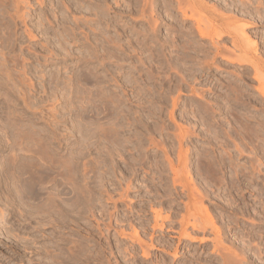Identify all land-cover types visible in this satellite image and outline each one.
<instances>
[{"label": "rangeland", "instance_id": "obj_1", "mask_svg": "<svg viewBox=\"0 0 264 264\" xmlns=\"http://www.w3.org/2000/svg\"><path fill=\"white\" fill-rule=\"evenodd\" d=\"M259 88L264 0H0V264H264Z\"/></svg>", "mask_w": 264, "mask_h": 264}, {"label": "bare ground", "instance_id": "obj_2", "mask_svg": "<svg viewBox=\"0 0 264 264\" xmlns=\"http://www.w3.org/2000/svg\"><path fill=\"white\" fill-rule=\"evenodd\" d=\"M204 34H205V33H204ZM204 34L202 33L203 36H204ZM205 35H207V34H205ZM258 90H259V92L261 93V95L264 97V89H263V88H262V89L259 88ZM57 145H58V144H57ZM57 145H56V146H57ZM57 148H59V147H57ZM74 167H75V166H74ZM72 168H73V167H72ZM36 189H37V188H36ZM36 189H35V190H36ZM38 190H39V189H38ZM35 192H37V190H36ZM37 193H39V192H37ZM37 193H36V194H37ZM34 194H35V193H34ZM37 195H39V194H37ZM39 196H40V195H39ZM53 198H54L55 200H58V199H56L55 197H53ZM54 199H53V200H54ZM53 200H52V201H53ZM73 200H76V199H73ZM73 200H72V202H73ZM54 203H55V202H53L52 205H53ZM56 203H57V202H56ZM56 203H55V204H56ZM75 204H76V202H75ZM75 204H74V202L72 203V208H70V212H69V213H70L69 215H70L72 218H73V217H76V216H74L75 213H76V212H75L76 209H75V206H74ZM47 206H49V205L47 204ZM56 206H57V204H56ZM45 208H47V207H45ZM51 208H52V207H51ZM59 208H60V207H59ZM67 208H68V207H67ZM52 209H53V211L56 210V209H55V205H53V208H52ZM47 210H48V209H47ZM49 210H50V209H49ZM59 210H60V209H59ZM44 211H45V210H44ZM53 211H52V212H53ZM76 211H77V210H76ZM46 212H47V211H46ZM50 212H51V211H50ZM50 212H48V213H50ZM44 213H45V212H44ZM59 213H60V212H59ZM45 214H46V213H45ZM50 214H52V213H50ZM56 214H57V213H56ZM47 215H49V214H47ZM44 216H45V215H44ZM44 216H43V217H44ZM55 216H56V215H55ZM49 217H51V216H49ZM56 217H57V216H56ZM208 219H209V222L212 224V218L210 217V215H209V218H208ZM54 222H55V221H54ZM207 224H209V223H207ZM217 232H218V231H217ZM187 237H189V236H187ZM73 247H74V246H73ZM118 247H119V246H118ZM68 248H70V247H68ZM68 248H67V249H68ZM74 249H75V248H74ZM68 250H69V249H68ZM62 252H63V251H62ZM62 252H60L61 255H63ZM64 252H65V251H64ZM74 252H75V251L73 250V248H70V252H67V253H69V254H67V255H69V257H67V258H69V260H68V261H69V264H73L74 262H76V261H75V253H74ZM146 254H147V253H144L143 255L145 256ZM67 255H66V256H67ZM64 256H65V254H64ZM66 256H65V257H66ZM77 256H78V255H77ZM61 257H63V256H61ZM58 258H60V257H58ZM76 258H77V257H76ZM231 258H232V259H231ZM231 258H230V259H231L232 261L235 260V259H234V256L231 257ZM233 259H234V260H233ZM65 260H66V259H65ZM62 261H64V260L62 259ZM65 262H67V261H65ZM60 263H61V261H60ZM60 263H59V264H60ZM62 263H63V262H62ZM65 264H68V263H65ZM76 264H77V263H76Z\"/></svg>", "mask_w": 264, "mask_h": 264}]
</instances>
